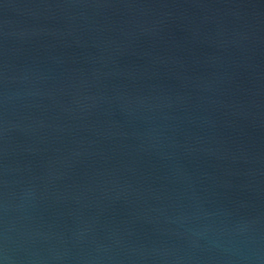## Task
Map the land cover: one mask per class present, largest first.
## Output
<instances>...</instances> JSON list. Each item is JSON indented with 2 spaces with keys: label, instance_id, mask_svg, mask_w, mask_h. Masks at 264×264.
Returning <instances> with one entry per match:
<instances>
[{
  "label": "water",
  "instance_id": "1",
  "mask_svg": "<svg viewBox=\"0 0 264 264\" xmlns=\"http://www.w3.org/2000/svg\"><path fill=\"white\" fill-rule=\"evenodd\" d=\"M0 264H264V0H0Z\"/></svg>",
  "mask_w": 264,
  "mask_h": 264
}]
</instances>
